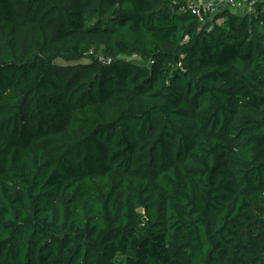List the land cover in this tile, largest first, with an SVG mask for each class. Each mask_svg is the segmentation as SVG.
<instances>
[{"label":"trees","instance_id":"1","mask_svg":"<svg viewBox=\"0 0 264 264\" xmlns=\"http://www.w3.org/2000/svg\"><path fill=\"white\" fill-rule=\"evenodd\" d=\"M191 1L0 0V264H264V0Z\"/></svg>","mask_w":264,"mask_h":264},{"label":"built area","instance_id":"2","mask_svg":"<svg viewBox=\"0 0 264 264\" xmlns=\"http://www.w3.org/2000/svg\"><path fill=\"white\" fill-rule=\"evenodd\" d=\"M248 0H193L188 3V8L199 18L200 27L214 20L215 16L224 8L236 9L239 13ZM210 28H208V31ZM109 63L110 60L102 59ZM180 66V63H179Z\"/></svg>","mask_w":264,"mask_h":264},{"label":"rangeland","instance_id":"3","mask_svg":"<svg viewBox=\"0 0 264 264\" xmlns=\"http://www.w3.org/2000/svg\"><path fill=\"white\" fill-rule=\"evenodd\" d=\"M243 9V11L241 10V12H240V14H243V13H248V12H251V8H250V6H247L246 4H245V6L242 8ZM233 13H239L236 9L234 10V9H232L231 10Z\"/></svg>","mask_w":264,"mask_h":264}]
</instances>
